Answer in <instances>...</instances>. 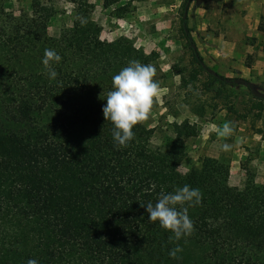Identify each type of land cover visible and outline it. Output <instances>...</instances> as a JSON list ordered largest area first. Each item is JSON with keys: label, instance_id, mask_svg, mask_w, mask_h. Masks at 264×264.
I'll return each mask as SVG.
<instances>
[{"label": "trees", "instance_id": "trees-1", "mask_svg": "<svg viewBox=\"0 0 264 264\" xmlns=\"http://www.w3.org/2000/svg\"><path fill=\"white\" fill-rule=\"evenodd\" d=\"M72 1V27L60 36L48 33L54 13L40 1L19 15L0 8V264H264V185L247 171L245 186L231 187L230 155L203 156L181 171L187 140L199 133L195 122H174L163 148L152 142L148 115L127 146L114 144L101 110L112 76L137 60L154 67L159 84V54L126 35L102 39L94 3ZM121 1L103 0V7L114 6L110 14L122 18L134 6ZM186 4L182 39L198 65L191 78L204 71L207 86L243 82L252 92L247 80L205 63L183 15ZM258 31L264 36V14ZM45 49L61 56L53 80L41 64ZM251 94L260 113L264 98ZM184 184L202 198L188 208L191 235L176 241L147 220L142 204H155L161 188ZM177 244L182 251L169 257Z\"/></svg>", "mask_w": 264, "mask_h": 264}, {"label": "rangeland", "instance_id": "rangeland-1", "mask_svg": "<svg viewBox=\"0 0 264 264\" xmlns=\"http://www.w3.org/2000/svg\"><path fill=\"white\" fill-rule=\"evenodd\" d=\"M33 1L36 0H0V8L6 13L19 15L30 11ZM37 1L53 10L54 15L48 25L50 35L60 36L72 27L77 6L72 0ZM88 1L95 5L92 16L102 26V39L110 41L126 35L146 51L156 50L159 54V94L154 98L149 112L151 125L155 126L152 142L164 148L166 137L174 134V122L183 119L195 122L199 133L187 140L188 155L179 167L185 172L189 167L198 165L201 157L209 156V147L207 142L203 144V140L215 141L228 114L238 120L249 119L250 129L258 135L254 137L251 134L247 143H244L246 148L241 156L240 169L245 174V182L240 187L229 185L234 189H242L247 181V171H253L255 181L258 164L262 165L260 170L264 172V160L260 161L258 153L262 148L259 138H264V119L260 118L262 111L258 113V110L253 109L255 101L252 92L243 82L236 86L219 82L207 86L208 76L204 71H200L197 78H191L192 73L198 70V65L193 60L188 44L182 39L181 31L183 4L190 1L186 15L197 48L212 71L228 77V50H242L238 15H244L245 0H133V11L122 18L113 17L110 12L114 6L104 8L103 0ZM257 39L249 35L244 41L250 43ZM233 40L238 42L235 47L228 44ZM254 59V54H247L244 63L249 65ZM253 88L257 93L264 94V82L253 84ZM196 112L201 113L199 119L195 118ZM258 120L262 122L256 127L252 122ZM225 138L230 145L228 151H223L220 144H214L215 149H220L219 156H231L234 148L232 142L228 143V136ZM262 182L255 181L256 184L264 185V178Z\"/></svg>", "mask_w": 264, "mask_h": 264}, {"label": "clouds", "instance_id": "clouds-1", "mask_svg": "<svg viewBox=\"0 0 264 264\" xmlns=\"http://www.w3.org/2000/svg\"><path fill=\"white\" fill-rule=\"evenodd\" d=\"M83 24L84 21L82 20ZM61 56L54 50L45 49L41 64L49 80L57 77L52 67L59 63ZM155 69L150 64H142L137 60L128 61L117 74L112 76L111 90L106 94V103L102 105V114L105 120L112 124L111 134L115 145L124 147L134 138L133 127L147 119L154 98L159 94V84L153 77ZM232 132L230 123L226 122L218 135L227 137ZM230 145H221L223 151H228ZM155 188V185H152ZM202 194L199 189L187 184L175 188L172 192H165L161 188L155 204H142L148 213L149 222H158L161 228L172 233L170 239L179 241L191 235L193 223L188 215V208L201 203ZM182 249L177 244L168 251L171 258H177ZM27 264H38L35 259H28Z\"/></svg>", "mask_w": 264, "mask_h": 264}, {"label": "crops", "instance_id": "crops-1", "mask_svg": "<svg viewBox=\"0 0 264 264\" xmlns=\"http://www.w3.org/2000/svg\"><path fill=\"white\" fill-rule=\"evenodd\" d=\"M245 7H244V15H238L240 21V28H241V49L242 50H228V77H236L247 80L252 85L256 83H263L264 82V46H263V34L260 35V31H258V24L260 22V16L264 14V0H245ZM238 14V13H237ZM236 14V15H237ZM95 19V18H94ZM233 20V19H232ZM262 33V32H261ZM257 37L258 39L256 42H247L244 41L247 36ZM246 36V37H245ZM238 43V42H237ZM236 40L233 42H228V44L233 45L234 47L237 45ZM145 49V48H144ZM146 50V49H145ZM148 52V51H147ZM247 54H254L255 59L249 65L244 63L245 56ZM238 59L236 61L235 59ZM210 68V67H209ZM211 69V68H210ZM242 82L238 83L241 84ZM247 87V86H246ZM248 88V87H247ZM253 93V92H252ZM264 98V97H263ZM195 115V118H200V116ZM231 115L228 114L226 117V122L230 123L232 127V132L228 135V143L232 142L234 144V148L231 152V162H230V174H229V183L232 186L240 187L245 182V174L241 168V156L245 152L244 143H247V139L250 138V135L257 136L258 133L250 129V122L249 119L247 120H238L230 117ZM261 119H264V109L262 110ZM262 120L253 121L256 124V127H259V123ZM223 124V125H224ZM209 137V136H206ZM229 139L231 141H229ZM261 142V149L258 152L260 156V161L264 160V138L260 136L259 138ZM207 142L208 150L207 155L211 157H219L220 149H215L214 144H224L226 143V138L221 137L219 135L216 136L215 141H207L205 138L203 140V144ZM219 145V146H220ZM262 165L258 164L256 169V176L255 181L263 183L264 172L261 169ZM236 180L238 182H236ZM237 183H240L237 184Z\"/></svg>", "mask_w": 264, "mask_h": 264}, {"label": "water", "instance_id": "water-1", "mask_svg": "<svg viewBox=\"0 0 264 264\" xmlns=\"http://www.w3.org/2000/svg\"><path fill=\"white\" fill-rule=\"evenodd\" d=\"M189 2H190V1H188L187 4H186L185 11H184V14H183L184 17L186 16L185 14H187V10H188V6H189ZM249 84H250V87L252 88V92H253V94H255V95H257V96L264 97V94L257 93L256 91H254L253 85H252L251 83H249Z\"/></svg>", "mask_w": 264, "mask_h": 264}]
</instances>
